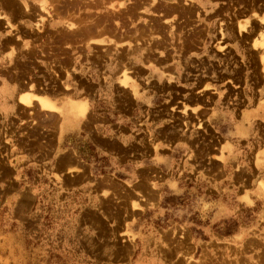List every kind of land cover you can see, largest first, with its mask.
Wrapping results in <instances>:
<instances>
[{
  "label": "rangeland",
  "instance_id": "374dc122",
  "mask_svg": "<svg viewBox=\"0 0 264 264\" xmlns=\"http://www.w3.org/2000/svg\"><path fill=\"white\" fill-rule=\"evenodd\" d=\"M42 1L35 13L36 20L38 15L46 17L41 7H48L51 17L47 19L73 21V25L84 26L82 30L88 33L102 30L109 35L120 33L129 42H137V51L161 57L179 54L178 66L184 71L185 79H175L173 74L167 77V86L164 81H157L154 88L156 94L168 97L169 101L175 97L177 102L169 109L157 107L155 115L178 133L185 135L189 129L194 132L190 131L188 146L192 147L193 142L195 146L189 156L192 162L188 163L196 164L192 173L196 169L198 181L189 182L188 188L175 193L157 188L158 180L153 178L156 190L152 191L146 186L147 175L141 172L136 185L124 189L114 183V177L119 176L106 167L107 161L93 158L92 151L83 148L86 159L96 163L94 176L101 183L111 184L106 195L112 193V196L95 203L89 195H68L64 193L67 191L63 178L58 175L50 178L51 173L45 167L42 174L41 168L33 173L16 165L8 149L22 130L13 122L5 132L4 141L0 140V264H264V174L240 168V154L231 159L227 156L230 127L223 109L210 118L206 112L192 119L179 110L181 102L183 111L190 106L180 99V94L183 92L182 96L189 98L190 92L177 89L181 83L190 84L200 75L203 78L210 75L225 81L217 95L207 97L208 103L216 98L220 106L239 105L243 59H246L243 47H251L252 38L259 29L264 32V25L248 21L246 32H238L237 23L243 21L249 7L261 6L264 0H111L114 6L122 2L117 10L107 9L110 0H105L108 2L105 7L104 0ZM58 12L61 15H56ZM254 14L253 18L258 20V13ZM74 19L80 22L76 25ZM42 25L41 29L35 27L36 33L42 37V46L49 50H81L89 64L117 59L115 49H92L87 44L79 47V42H75L79 33H66L63 29L53 32ZM182 55L195 58L181 63ZM118 57L123 60V55ZM31 71L30 80L36 78L43 85L49 83L45 73L35 67ZM52 74L58 82V73ZM81 74L86 84L96 80L87 72ZM193 82L194 89H198L201 82ZM75 86L78 88L79 83ZM118 93L123 95L119 87ZM30 134L36 138V132L30 129L24 136L32 137ZM250 180L253 185L257 183V188L249 184ZM243 181L250 185L244 187V192ZM130 194L137 198L131 199ZM131 200H137L135 205L140 209L137 213L129 212ZM122 226L126 227L124 231Z\"/></svg>",
  "mask_w": 264,
  "mask_h": 264
},
{
  "label": "crops",
  "instance_id": "0c3cea01",
  "mask_svg": "<svg viewBox=\"0 0 264 264\" xmlns=\"http://www.w3.org/2000/svg\"><path fill=\"white\" fill-rule=\"evenodd\" d=\"M41 3L42 0H0V140L4 141L5 132L13 122L22 130L15 144L9 145L8 149L16 165L22 171L33 173L40 170L38 168L42 173L45 167L47 173H51L50 178L54 179V175L63 178L65 194L89 195L95 203L112 196V193L106 195V189L111 184L101 183L94 176L96 163L86 159L83 148H89L93 158H104L108 163L106 167L119 176L114 177L113 182L124 189L136 185L141 172L147 175L146 186L152 191L156 190L153 178L158 180L157 188L175 193L188 188L189 182L194 184L198 181L196 169L192 173L196 164L188 163L192 162L189 156L195 143H192V147L188 144L191 132H194L189 129L185 135L178 133L155 115L157 107L169 109L177 102L175 97L169 101L168 97L156 94L154 88L157 81H164L167 86V77L173 74L175 79H185L184 71L178 66L179 54L161 57L159 54L137 51L136 41L132 40L131 43L127 37L115 32L108 35L93 31L94 39L92 37L91 41L87 33L81 32V25H78V32L75 28H69L67 22L54 19H47V30L57 32L63 29L66 33H80L76 40L79 47L87 44L92 49L112 48L116 50L117 59L113 57L111 63L102 61L100 64H89L85 55L79 52L81 50H49L41 44L42 37L39 38L35 28L40 23L33 17L34 12L40 10ZM118 4L119 1L116 6ZM246 12L248 14L243 21L248 19L264 25V4L251 6ZM254 13H258V20L253 18ZM89 34L91 38L92 32ZM175 43L178 44L179 40ZM252 48L243 47L246 59H243L239 105L220 106L216 98L208 103L207 97L217 95L218 88L225 81L216 80L210 75L206 78L200 75L201 78L192 79L190 84L181 83L177 89L181 91L185 88L190 92L187 98L186 95L182 96L181 91L180 99L190 103V106L183 111L181 102L179 110L192 119L206 112L210 118L223 109L230 127L227 156L231 159L233 155L240 154V168L247 171L254 169L264 174V70L261 64L264 54L261 53L262 49ZM118 55H123V60ZM250 55L255 57L249 59ZM194 58L193 55H182L181 63ZM32 67L46 74L49 79L47 85L36 78L30 80ZM124 68L127 70L124 71ZM53 72L58 73V82ZM83 72L96 80L86 84L80 76ZM128 75H133V78ZM194 80L201 82L198 89H194ZM76 83H79L78 88ZM174 84L177 85L176 81ZM117 86L123 95L116 94ZM226 87L232 91L231 86ZM25 97H29V101L21 102V98ZM27 129L36 132V138L32 134V137H25ZM154 173H157L155 177ZM51 184L55 183L51 181ZM249 184L257 188V183L253 185L252 180ZM249 184L243 181V192ZM253 190H249L250 193ZM129 197L137 198L133 194ZM136 201H129L130 213L140 211L135 205ZM125 228L122 226L121 229L124 231Z\"/></svg>",
  "mask_w": 264,
  "mask_h": 264
},
{
  "label": "bare ground",
  "instance_id": "6f19581e",
  "mask_svg": "<svg viewBox=\"0 0 264 264\" xmlns=\"http://www.w3.org/2000/svg\"><path fill=\"white\" fill-rule=\"evenodd\" d=\"M80 1V0H79ZM78 1V3L77 4H79L80 2H82V1H80L79 2ZM105 1V0H104ZM107 1V0H106ZM105 1V2H106ZM112 1H114V0H112ZM149 1V0H148ZM252 1V0H251ZM43 2V1H42ZM48 2H49V0H48ZM59 2V1H58ZM64 2V1H63ZM102 2V1H101ZM100 1L98 2V4H100L101 3ZM136 2V1H135ZM142 2V1H141ZM72 3H74V2H72ZM118 3V2H117ZM116 3V4H117ZM139 3V2H138ZM143 3V2H142ZM144 3H145V1H144ZM205 3H206V1H205ZM62 4V3H61ZM82 4V3H81ZM85 4V3H84ZM104 4V3H103ZM106 4H108V2H106L105 4H104V7H105V5ZM124 4V3H123ZM134 4V3H133ZM137 4V3H136ZM141 4V3H140ZM178 4V3H177ZM253 3H251V5H252ZM5 5V4H4ZM42 5V4H41ZM40 5V6H41ZM47 5H49V4H47ZM72 4L70 3V6H71ZM74 5V4H73ZM100 5H102V4H100ZM126 5V4H125ZM124 5V6H125ZM7 6V5H6ZM9 6V5H8ZM54 6V5H53ZM56 6V5H55ZM59 6V5H58ZM82 6V8H83V5H81ZM93 6V5H92ZM141 7H142V5H140ZM143 6H144V4H143ZM47 7V6H46ZM65 7H67V6H65ZM94 7V6H93ZM101 7V6H100ZM107 7V9H109V8H113L114 10H117L116 9V6H114V2H111V0H110V2H109V4L106 6ZM109 7V8H108ZM120 7H122V2H119V4H118V6H117V8H120ZM128 7V6H127ZM8 8V7H7ZM7 8H5V9H7ZM10 8V7H9ZM17 8V7H16ZM15 8V9H16ZM39 8V7H38ZM67 8H70L69 7V5H68V7ZM76 8V7H75ZM79 8H81V7H79ZM139 8V7H138ZM227 8V7H226ZM14 9V8H13ZM19 9V8H18ZM71 9H72V6H71ZM104 9V8H103ZM106 9V10H107ZM121 9V8H120ZM125 9H127V8H125ZM135 9V8H134ZM167 9V8H166ZM8 10V9H7ZM38 10V9H37ZM41 10L43 11V13L45 12V13H47L46 14V17H51V13H50V9L47 7V8H42L41 7ZM64 10V9H63ZM171 10V9H170ZM181 10V9H180ZM249 10H252V9H249ZM254 10V9H253ZM3 11V10H2ZM9 11H10V9H9ZM9 11H7V12H9ZM20 11V10H19ZM68 11V10H67ZM122 11H124L123 9H122ZM174 11V10H173ZM183 11V10H182ZM60 12V11H59ZM59 12H58V14H56V15H61V14H59ZM120 12V11H119ZM167 12V11H166ZM168 12H169V10H168ZM180 12V11H179ZM255 12V11H254ZM1 13V12H0ZM4 13H5V11H4ZM10 13V12H9ZM20 13V12H19ZM33 13V12H32ZM35 13L36 12H34V16L33 17H35ZM42 13V12H41ZM41 13H39V14H41ZM44 13V14H45ZM55 13H56V11H55ZM65 13V12H64ZM94 13V12H93ZM29 14H31V13H29ZM109 14V13H108ZM114 14V13H113ZM248 14V13H247ZM19 15V14H18ZM17 14H16V16H18ZM27 15V14H26ZM33 15V14H32ZM38 15V14H37ZM48 15V16H47ZM92 15V14H91ZM165 15H167V14H165ZM253 15H256V14H253ZM9 16V15H8ZM22 16V15H21ZM88 16V15H87ZM23 17V16H22ZM38 17H39V19L37 20V22L38 23H40V25L38 24L37 26L38 27H40L42 24H43V22H47V18L45 17V15L43 16H41V15H38ZM111 17V16H110ZM116 17V16H115ZM184 17V16H183ZM197 17V16H196ZM56 18H57V16H56ZM75 18V17H74ZM108 18H109V16H108ZM117 18V17H116ZM240 18V17H239ZM242 18V17H241ZM37 19V18H36ZM49 19V18H48ZM104 19V18H103ZM119 19V18H118ZM261 19V18H260ZM264 19V18H263ZM16 20H17V18H16ZM31 20V19H30ZM33 20H34V18H33ZM51 20V19H50ZM62 20V19H61ZM116 20V19H115ZM115 20H113L114 22H115ZM53 21V20H52ZM55 21V20H54ZM63 21H64V18H63ZM67 21H69L70 22V20H67ZM74 23H76L77 21H79L80 22V20H75L74 19ZM235 21H236V19H235ZM260 21V20H259ZM262 21V20H261ZM73 21H71L70 23H68L67 22V26L69 27V28H75V29H77L78 28V26L76 27L75 26V24L73 25V23H72ZM15 23V22H14ZM56 23V22H55ZM64 23V22H63ZM87 23V22H86ZM92 23V22H91ZM100 23V22H99ZM9 24V23H8ZM94 24H97V23H94ZM101 24V23H100ZM120 24V23H119ZM122 24V23H121ZM13 25V24H12ZM43 25H45V24H43ZM42 25V26H43ZM76 25H77V23H76ZM84 25V24H83ZM88 25V24H87ZM99 24H97L96 26H98ZM195 25V24H194ZM100 26V25H99ZM37 27V28H38ZM81 27H84V26H82L81 25ZM92 27H95V26H92ZM103 28H104V25L102 26ZM108 27V26H107ZM248 27V19L247 20H245V21H242V22H238L237 23V29H238V32H246V31H244V30H246V28ZM2 28V27H1ZM86 28H88V27H86ZM90 28V27H89ZM100 28V27H99ZM109 28V27H108ZM251 28V27H250ZM40 29H41V27H40ZM78 29H80V27L78 28ZM77 29V30H78ZM84 29V28H83ZM107 29V28H106ZM231 29V28H230ZM254 29V28H253ZM257 29V28H256ZM43 30H44V28H43ZM46 30V29H45ZM82 30V29H81ZM111 30H112V28H111ZM110 30V31H111ZM82 31H84L83 32V34L85 33V32H87V34L89 35V39H91V41L94 39V37H93V32H92V36H91V38H90V35L91 34H89L90 33V31H89V33H88V30H82ZM81 31V32H82ZM104 31H105V28H104ZM107 31V30H106ZM221 31L222 30H220L218 33H220L221 34ZM227 31V30H226ZM78 32H79V30H78ZM102 32H103V30H102ZM108 32V31H107ZM223 32H224V30H223ZM253 32V31H252ZM46 33V32H45ZM97 33V32H96ZM101 33V32H100ZM99 33V34H100ZM106 33V32H105ZM108 33H110L111 34V32H108ZM44 34V33H43ZM80 34V33H79ZM86 34V33H85ZM104 34V33H103ZM107 34V33H106ZM227 34V33H226ZM240 34V33H239ZM253 34V33H252ZM109 35V34H108ZM107 35V36H108ZM85 36V35H84ZM97 36V35H96ZM95 36V37H96ZM252 36V35H251ZM63 37V36H62ZM82 37V36H81ZM86 37L88 38V36L86 35ZM92 37H93V39H92ZM99 37H100V35H99ZM246 37V36H245ZM64 38V37H63ZM76 38V37H75ZM86 38V39H87ZM238 38V37H237ZM83 39H84V37H83ZM64 40V39H63ZM115 40V39H114ZM242 40V39H241ZM248 40V39H247ZM87 41H88V39H87ZM135 41V40H134ZM249 41V40H248ZM63 42V41H62ZM76 42V41H75ZM251 44H252V46L251 47H253V48H256L257 46L260 48V49H264V32L262 31V29L260 30L259 29V31L257 32V34L254 36V38H252V40H251ZM263 54H264V52H262ZM261 64H262V67H263V70H264V55L262 56V58H261ZM129 83V82H128ZM29 97H25V98H21V102L23 101H25V102H28L29 101ZM24 102V103H25Z\"/></svg>",
  "mask_w": 264,
  "mask_h": 264
}]
</instances>
